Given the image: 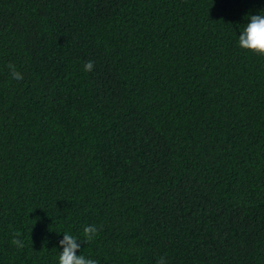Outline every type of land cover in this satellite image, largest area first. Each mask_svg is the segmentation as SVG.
I'll return each mask as SVG.
<instances>
[{
    "label": "trees",
    "instance_id": "16d2710c",
    "mask_svg": "<svg viewBox=\"0 0 264 264\" xmlns=\"http://www.w3.org/2000/svg\"><path fill=\"white\" fill-rule=\"evenodd\" d=\"M262 10L0 0V264L90 224L98 264H264V56L237 46Z\"/></svg>",
    "mask_w": 264,
    "mask_h": 264
},
{
    "label": "clouds",
    "instance_id": "9594fccd",
    "mask_svg": "<svg viewBox=\"0 0 264 264\" xmlns=\"http://www.w3.org/2000/svg\"><path fill=\"white\" fill-rule=\"evenodd\" d=\"M237 46L255 55L264 56V10L257 14H249L247 22L239 31L237 36ZM93 64L91 61L84 65L85 71H91ZM8 79L15 84L21 83V76L14 69H9ZM62 238L58 241V264H98V260L81 254V245L93 241L98 235V228L95 225H87L83 228V239L71 232H62ZM13 243L22 247L23 242L19 239ZM158 264H165L163 258Z\"/></svg>",
    "mask_w": 264,
    "mask_h": 264
}]
</instances>
